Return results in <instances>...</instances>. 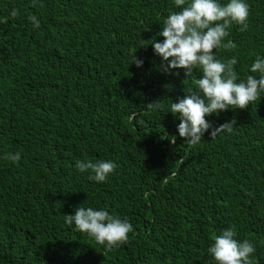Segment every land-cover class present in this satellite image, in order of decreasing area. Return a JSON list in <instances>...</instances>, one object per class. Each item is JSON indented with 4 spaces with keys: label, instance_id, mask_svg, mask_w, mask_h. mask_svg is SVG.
<instances>
[{
    "label": "trees",
    "instance_id": "16d2710c",
    "mask_svg": "<svg viewBox=\"0 0 264 264\" xmlns=\"http://www.w3.org/2000/svg\"><path fill=\"white\" fill-rule=\"evenodd\" d=\"M245 2L248 29L233 24L225 38L237 48L216 50L237 57L238 82L258 78L250 66L264 58V0ZM39 3L0 0V18L20 12L0 23V264H216L212 237L230 227L264 264V92L206 117L235 119L231 133L211 139L209 129L190 145L168 111L202 73L163 72L151 44L181 10L174 0ZM153 101L162 107L149 109ZM9 152L20 161L4 159ZM86 159L118 167L95 182L75 167ZM79 206L127 218L128 242L109 252L67 225Z\"/></svg>",
    "mask_w": 264,
    "mask_h": 264
},
{
    "label": "clouds",
    "instance_id": "9594fccd",
    "mask_svg": "<svg viewBox=\"0 0 264 264\" xmlns=\"http://www.w3.org/2000/svg\"><path fill=\"white\" fill-rule=\"evenodd\" d=\"M32 6L43 7L39 0H31ZM174 5L181 10L170 12L163 21V27L158 33L163 41L153 40L154 53L161 58V70L170 73L173 69H183L185 76H190L194 69L202 73L194 79L196 86L188 88L187 93L178 102H172L168 112L178 116V133L190 145H196L210 131L211 139L222 132L231 133L236 124L235 119L226 121L219 126L206 119L212 114H219L228 109H246L249 104L261 99L264 92V58L257 56L250 66L252 73L259 77L248 75L239 80L235 65L237 57L221 60L216 56L217 49L231 52L237 45L229 36L233 24L239 25V31L248 29L249 5L245 0H229L221 4L219 0H174ZM20 12L12 8L9 16L0 18V23H8L9 17L16 19ZM27 19L35 28L40 21L34 14ZM147 45H141L140 47ZM131 63L141 67L143 61L133 54ZM149 109L161 108L162 105L153 101L147 104ZM176 137L172 136L171 143ZM4 159L18 163L20 152L6 153ZM75 167L80 173H89L88 179L95 182H105L109 175L118 167L112 160H77ZM251 195V193H249ZM65 223L74 224L75 230L92 237L106 251H114L128 242V234L133 231V225L127 218L110 214L107 209L92 207H77L74 214L64 215ZM234 228H226L219 235L212 237L213 243L208 248L209 254L216 264H256L253 255L254 244L248 240H238Z\"/></svg>",
    "mask_w": 264,
    "mask_h": 264
}]
</instances>
